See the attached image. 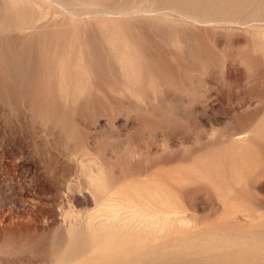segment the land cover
<instances>
[{
	"label": "rangeland",
	"instance_id": "obj_1",
	"mask_svg": "<svg viewBox=\"0 0 264 264\" xmlns=\"http://www.w3.org/2000/svg\"><path fill=\"white\" fill-rule=\"evenodd\" d=\"M263 247L264 0H0V264Z\"/></svg>",
	"mask_w": 264,
	"mask_h": 264
},
{
	"label": "bare ground",
	"instance_id": "obj_2",
	"mask_svg": "<svg viewBox=\"0 0 264 264\" xmlns=\"http://www.w3.org/2000/svg\"><path fill=\"white\" fill-rule=\"evenodd\" d=\"M10 1H11V0H10ZM212 1H213V0H212ZM240 1H241V0H240ZM6 2H7V1H6ZM17 2H18V1H17ZM173 2H174V1H173ZM210 2H211V1H210ZM248 2H249V1H248ZM262 2H263V0H262ZM14 3H15V2H14ZM214 3H216V2H214ZM224 3H225V2H224ZM240 3H241V2H240ZM240 3H239V4H240ZM243 3H244V1H243ZM257 3H258V2H257ZM260 3H261V2H260ZM9 4H10V3H9ZM15 4H16V3H15ZM18 4H19V3H18ZM18 4H16V5H18ZM210 4H211V3H210ZM250 4H251V3H250ZM255 4H256V3H255ZM11 5H12V7L14 6V5L12 4V2H11ZM225 5H226V3H225ZM241 5H242V3H241ZM7 6H8V5H7ZM244 6H245V4H244ZM248 6H249V5H248ZM261 6H262V4H261ZM258 7H260V6H258ZM134 9H135V8H134ZM240 9H241V8H240ZM247 9H248V8H247ZM257 9H258V8H257ZM260 9H261V8H260ZM260 9H259V10H260ZM130 10H131V9H130ZM121 11H122V13L124 12V10H120L119 12H121ZM134 11H135V10H134ZM117 12H118V11H117ZM128 12H130V11H128ZM128 12L125 11L123 15H126L125 13L128 14ZM225 12H226V11H225ZM76 13H77V12H76ZM132 13H133V12H132ZM132 13H131V14H132ZM120 14H121V13H120ZM249 14H250V13H249ZM252 14H253V13H252ZM71 15H72V14H71ZM75 15H76V14H75ZM81 15H82V14H81ZM250 15H251V14H250ZM251 17H252V16H251ZM251 17H250V18H251ZM254 18H255V17H254ZM252 19H253V18H252ZM76 20H77V19H76ZM240 139H241V138H239V140H240ZM135 153H136V152H135ZM129 154H130V153H129ZM132 154H133V153H132ZM137 154H138V153H137ZM135 156H136V155H135ZM90 173H92V172H90ZM90 175H91V174H90ZM96 175H97V174H96ZM91 176H92V175H91ZM91 176H90V177H91ZM93 176H94V173H93ZM87 177H88V176H87ZM91 178H92V177H91ZM92 179H93V178H92ZM92 179H91V180H92ZM92 181H93V180H92ZM93 182L95 183L94 186L97 187L98 185H96V180L93 181ZM94 186H93V184H92V189L94 188ZM88 187H89V184H88ZM95 189H96V188H95ZM109 191H110V190H109ZM111 191H113V190H111ZM109 196H110V195H109ZM108 198H109V197H108ZM105 199H107V198H105ZM109 199H110V198H109ZM162 199H163V197H162ZM101 200H104V198L101 199ZM107 200H108V199H107ZM111 200H112V199H111ZM115 200H116V199H115ZM115 200H114V201H115ZM146 200H147V199H146ZM104 201H106V200H104ZM108 201L111 202L110 200H108ZM108 201H107V202H108ZM114 201H112L113 204H112V207H110V208H112L111 210H112L115 214H117L116 217L118 216V213H120V211H121L123 208H125V207H126V208H131V209H132L131 212L133 213L134 210H135V212H136V209H137V207L139 206L138 204H135V203L131 204V202H129V201L121 202V201H118V200H117V201H118L117 203H116V201H115V202H114ZM124 201H125V200H124ZM154 201H155V200H154ZM100 202H101V201H100ZM102 203L104 204L103 201L101 202V204H102ZM105 203H106V202H105ZM143 203H144V202H143ZM149 203H150V202H149ZM96 204H97V203H96ZM106 204H107V203H106ZM98 205H99V204H98ZM110 205H111V204H107V207L110 206ZM133 205H137V207H136V206H133ZM151 205H153V204L151 203ZM153 206H154V205H153ZM107 207H105V209H109V208H107ZM134 207H135L136 209H135ZM139 207H140V206H139ZM148 207L151 208L150 206L147 205V208H148ZM98 208H99V207L96 208V211H97ZM101 208H103V205H102ZM126 208H125V210H126ZM140 208H141V207H140ZM152 208H153V207H152ZM156 208H157V207H156ZM141 209H143V207H142ZM145 209H146V208H145ZM160 209H161V208H159V210H160ZM99 210H100V209H99ZM99 210H98V211H99ZM103 210H104V209H103ZM103 210H102V211H103ZM89 211H90V210H89ZM96 211H95V212H96ZM112 211H111V212H112ZM122 211H123V210H122ZM126 211H127V210H126ZM140 211L142 212L143 210H140ZM147 211L149 212V209H148ZM155 211H156V210L154 209L153 213H154ZM163 211H164V210H163ZM163 211H162V213H163ZM173 211H174V210H173ZM87 212H88V211H87ZM99 212H100V211H99ZM105 212H107V211L105 210ZM108 212H109V211H108ZM129 212H130V210L127 212L128 215H129ZM131 212H130V214H131ZM143 212L145 213V210H144ZM156 212H159V211H156ZM156 212H155V213H156ZM165 212H167V211H165ZM174 212L176 213L177 211H174ZM174 212H173V214H174ZM97 213H98V212H97ZM100 213H101V212H100ZM137 213H140V212H136V214H137ZM150 213H151V211H150ZM153 213H152V214H153ZM155 213H154V215H155ZM159 213H161V211H160ZM167 213H168V212H167ZM167 213H166V214H167ZM79 214H80V213H79ZM98 214H99V213H98ZM105 214H106V213H105ZM111 214H112V213H111ZM111 214H110V216H112ZM121 214H124V213H121ZM136 214H135V216H136ZM140 214H141V213H140ZM169 214H170V213H169ZM169 214H168V215H169ZM176 214L179 215V214H181V213L179 212V213H176ZM176 214H174V215H176ZM94 215H95V214H94ZM94 215H91V216H92V220H91V222H94V221H93V216H94ZM101 215H102V214H101ZM108 215H109V214H108ZM125 215H126V214H124V216H125ZM131 215H132V214H131ZM154 215H153V216H154ZM168 215H164L165 218L163 217V215H161V216H162L161 218H164L165 221H167L168 218L166 219V216L169 217ZM73 216H74V215H73ZM91 216L88 215V217H91ZM97 216H99V215H97ZM105 216H106V215H105ZM122 216H123V215H122ZM124 216H123V217H124ZM129 216H130V215H129ZM133 216H134V214H133ZM141 216H144V215L141 214ZM147 216H148V214H147ZM149 216H150V215H149ZM156 216H157V213H156ZM88 217H87V219H88ZM95 217H96V216H95ZM95 217H94V218H95ZM120 217H121V216H119V218H120ZM126 217H127V215H126ZM137 217L139 218V216H137ZM73 218H74V217H73ZM98 218H99V217H98ZM100 218L104 219V218H106V217L103 218V216H102V217H100ZM110 218H112V220H113V217H110ZM117 218H118V217H117ZM124 218H125V217H124ZM130 218H131V217H130ZM138 218H137V219H138ZM145 218H146V217H144L143 219L141 218V219H142V220H145ZM154 218H156V217H154ZM157 218H158V217H157ZM180 218H181V217H180ZM102 219H100V220H102ZM108 219H109V218H108ZM115 219H116V218H115ZM121 219H122V217H121ZM121 219H120V220H121ZM125 219H126V218H125ZM128 219H129V218L127 217V220H128ZM132 219H133V218H132ZM132 219H131V220H132ZM148 219H150V217H149ZM151 219L153 220V218H151ZM164 219H163V221H164ZM183 219H185V218H183ZM78 220H79V219H78ZM89 220H90V219H89ZM89 220H87V221H89ZM95 220H96V218H95ZM98 220H99V219H98ZM104 220H105V219H104ZM106 220H107V219H106ZM116 220H117V219H116ZM118 220H119V219H118ZM120 220H119V221H120ZM134 220H135V217H134ZM142 220H140V221H142ZM146 220H147V219H146ZM176 220H177V219H176ZM83 221H84V220H83ZM121 221H123V220H121ZM124 221H125V220H124ZM128 221H129V220H128ZM128 221H127V222H128ZM150 221H151V220H150ZM154 221H156V220H154ZM154 221H153V222H154ZM163 221H161V224H163ZM169 221H170L169 224L171 225V224L173 223V222H172L173 220H172V221L169 220ZM174 221H175V220H174ZM178 221H179V222L182 221V218H181V220L179 219ZM76 222H77V221H76ZM100 222H101V221H100ZM100 222H98V223H100ZM102 222H103V221H102ZM107 222H108V221H107ZM107 222H106V223H107ZM115 222H116V221H115ZM115 222H114V223H115ZM125 222H126V221H125ZM127 222H126V223H127ZM131 222H132V221H131ZM135 222H136V221H135ZM142 222H144V221H142ZM151 222H152V221H151ZM151 222H150V223H151ZM179 222H178V223H179ZM98 223H97V224H98ZM104 223H105V221H104ZM116 223L119 224V226H120V224H121L122 222H121V223L116 222ZM116 223H115V226H116ZM123 223H124V222H123ZM144 223H145V222H144ZM144 223L142 224V226L144 225ZM146 223H147V222H146ZM146 223H145V224H146ZM148 223H149V222H148ZM167 223H168V221H167ZM181 223H182V222H181ZM184 223H185V222H184V220H183V224H184ZM91 224H92V223H91ZM97 224L95 223V225H97ZM100 224H101V223H100ZM108 224H113V223H110V222H109ZM136 224H137V222H136ZM136 224H135V225H136ZM140 224H141V222H140ZM151 224H152V223H151ZM154 224H155V223H154ZM165 224H166V223H164V226H166ZM169 224H168V225H169ZM173 224H174V223H173ZM92 225H94V224H92ZM98 225H99V224H98ZM129 225H130V223H129ZM129 225H128V227H129ZM131 225H133V224H131ZM135 225H134V226H135ZM149 225H150V224H149ZM188 225H189V224H188ZM101 226H102V225H101ZM103 226H104V225H103ZM106 226H107V225H106ZM108 226H109V225H108ZM108 226H107V227H108ZM117 226H118V225H117ZM121 226H122V224H121ZM134 226H133V227H134ZM151 226H152V225H151ZM155 226H156V225H155ZM186 226H187V225H186ZM98 227H99V226H98ZM109 227H110V226H109ZM111 227H112V226H111ZM125 227H127V224H125ZM128 227H127V228H128ZM130 227H131V229H132V226H130ZM136 227H138V226H136ZM136 227L134 228V230L137 229ZM146 227H148V226L146 225ZM153 227H154V226H153ZM157 227H159V226L157 225ZM166 227H167V226H166ZM166 227H165V229H166ZM172 227H173V226H172ZM105 228H106V227H105ZM151 228H152V227H151ZM151 228H150V229H151ZM159 228H160V227H159ZM162 228H163V227H162ZM170 228H171V226H170ZM107 229H108V228H107ZM110 229L112 230L113 228H110ZM129 229H130V228H129ZM148 229H149V227L147 228V230H145V229H143V230L149 232L150 229H149V231H148ZM156 229H158V228H156ZM114 230H115V229H114ZM124 230H125V229H124ZM139 230L141 231V229H139ZM143 230H142V231H143ZM154 231H155V229H154ZM128 232H129V231H128ZM131 232H132V231H131ZM135 232H136V231H135ZM137 232H138V231H137ZM162 232H164V231H162ZM140 233H141V232H140ZM149 233H151V231H150ZM152 233H153V232H152ZM132 234H133V233H132ZM134 234H135V233H134ZM136 234H137V233H136ZM136 236H137V235H136ZM122 238H123V237H122ZM140 240H141V239H140ZM115 241H116V240H115ZM107 242H108V241H107ZM136 242H137V241H136ZM141 243H142V242H141ZM111 244H112V243H111ZM124 246H125V245H124ZM147 246H148V245H147ZM150 246H151V244H150ZM120 247H121V246H120ZM259 247H261V245H260ZM149 248H150V247H149ZM253 248H254V247H253ZM263 248H264V247H263ZM142 249H143V248H142ZM157 249H158V248H157ZM143 250H144V249H143ZM158 250H159V249H158ZM149 251H150V250H149ZM159 251H160V250H159ZM90 252H91V251H90ZM107 252H108V251H107ZM109 252H110V251H109ZM144 252H145V250H144ZM92 253H93V252H92ZM100 253H101V252H100ZM98 254H99V253H98ZM134 255H135V254H134ZM114 256H115V255H114ZM138 258H139V257H138ZM157 258H158V257H157ZM148 259H149V258H148ZM155 259H156V258H155ZM80 260H82V259L79 258V261H80ZM203 260H204V259H203ZM119 262H120V261H119ZM75 263H76V262H75ZM141 263H142V262H141ZM240 263H241V262H240ZM72 264H73V263H72ZM142 264H144V263H142ZM200 264H201V263H200Z\"/></svg>",
	"mask_w": 264,
	"mask_h": 264
}]
</instances>
